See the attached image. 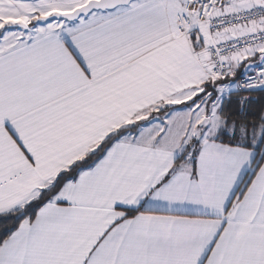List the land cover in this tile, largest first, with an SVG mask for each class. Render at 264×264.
Here are the masks:
<instances>
[{
	"label": "snow or ice",
	"instance_id": "6c2138e0",
	"mask_svg": "<svg viewBox=\"0 0 264 264\" xmlns=\"http://www.w3.org/2000/svg\"><path fill=\"white\" fill-rule=\"evenodd\" d=\"M0 264H264V0H0Z\"/></svg>",
	"mask_w": 264,
	"mask_h": 264
}]
</instances>
